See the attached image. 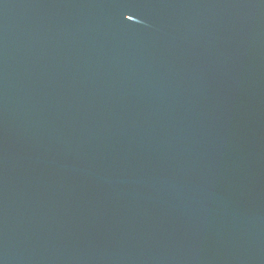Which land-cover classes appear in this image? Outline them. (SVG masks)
Here are the masks:
<instances>
[{"label":"water","instance_id":"95a60500","mask_svg":"<svg viewBox=\"0 0 264 264\" xmlns=\"http://www.w3.org/2000/svg\"><path fill=\"white\" fill-rule=\"evenodd\" d=\"M0 264H264V0H0Z\"/></svg>","mask_w":264,"mask_h":264}]
</instances>
